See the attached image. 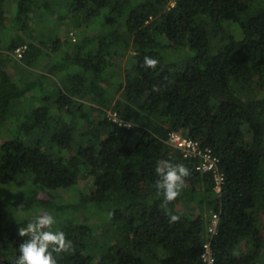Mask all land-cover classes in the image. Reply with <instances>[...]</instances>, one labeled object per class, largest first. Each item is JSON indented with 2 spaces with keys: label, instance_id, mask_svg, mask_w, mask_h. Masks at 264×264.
<instances>
[{
  "label": "trees",
  "instance_id": "16d2710c",
  "mask_svg": "<svg viewBox=\"0 0 264 264\" xmlns=\"http://www.w3.org/2000/svg\"><path fill=\"white\" fill-rule=\"evenodd\" d=\"M160 160L191 173L167 204ZM43 212L73 244L57 264H206L213 214L211 264H264V0H0V264Z\"/></svg>",
  "mask_w": 264,
  "mask_h": 264
},
{
  "label": "clouds",
  "instance_id": "9594fccd",
  "mask_svg": "<svg viewBox=\"0 0 264 264\" xmlns=\"http://www.w3.org/2000/svg\"><path fill=\"white\" fill-rule=\"evenodd\" d=\"M159 61L145 56L143 65L147 69H155ZM156 88H153L155 91ZM156 174L159 179L154 188L157 196H163L165 204L175 201L181 194L185 185V179L190 176V170L183 164H174L167 160H160L156 166ZM169 223L178 222L180 217L167 212ZM57 223L54 215L43 212L36 216L26 227L18 230L20 237H28L18 247L19 255L13 264H57L54 253H64L72 250V241L66 238V234L54 229Z\"/></svg>",
  "mask_w": 264,
  "mask_h": 264
},
{
  "label": "built area",
  "instance_id": "2783aa9c",
  "mask_svg": "<svg viewBox=\"0 0 264 264\" xmlns=\"http://www.w3.org/2000/svg\"><path fill=\"white\" fill-rule=\"evenodd\" d=\"M173 5L174 4L172 3L171 7ZM21 48L17 49L15 52V56L17 59H20L22 57V52L25 47L22 46ZM113 120L116 121L114 115ZM168 143L175 149L179 150L184 158H198L199 165L197 167V170L202 173L212 174L214 192L219 193L221 191L224 175L219 169L218 159L214 157L209 150H202L200 148V145L196 141L183 137L177 133L170 134ZM218 226L219 214H213L211 216V222L206 231L208 242L204 244V251L201 255L203 262H205L206 264L212 263L209 239L218 234Z\"/></svg>",
  "mask_w": 264,
  "mask_h": 264
},
{
  "label": "rangeland",
  "instance_id": "374dc122",
  "mask_svg": "<svg viewBox=\"0 0 264 264\" xmlns=\"http://www.w3.org/2000/svg\"><path fill=\"white\" fill-rule=\"evenodd\" d=\"M126 64H128V63L125 62V59L116 62V66H119L122 69H124ZM16 74H18V73H15L14 75H16ZM71 200H72L71 196H62L59 204H63V205L65 204L66 205L67 203H70ZM86 218H87V222L90 225H95L97 223H100V221L102 220V214L98 211H95V210H91V211L89 210L87 215H86Z\"/></svg>",
  "mask_w": 264,
  "mask_h": 264
}]
</instances>
